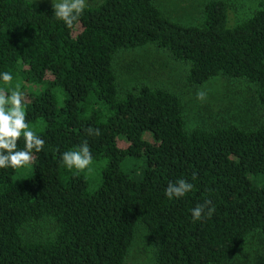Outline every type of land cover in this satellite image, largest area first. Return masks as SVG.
<instances>
[{
	"label": "trees",
	"instance_id": "1",
	"mask_svg": "<svg viewBox=\"0 0 264 264\" xmlns=\"http://www.w3.org/2000/svg\"><path fill=\"white\" fill-rule=\"evenodd\" d=\"M229 11L210 0L201 23L184 25L156 0H101L69 28L52 6L0 0V74L13 76L0 90L27 92L26 121L45 140L20 167L30 168L24 179L0 169V264H125L139 225L155 264H226L250 234L264 242V117L189 128L179 94L146 82L121 91L115 65L121 51L153 46L189 65L191 87L216 77L253 84L264 111V5L233 26ZM85 142L93 159H108L95 191L62 160ZM130 156L145 158L140 173L122 169ZM179 179L193 188L169 199Z\"/></svg>",
	"mask_w": 264,
	"mask_h": 264
},
{
	"label": "rangeland",
	"instance_id": "2",
	"mask_svg": "<svg viewBox=\"0 0 264 264\" xmlns=\"http://www.w3.org/2000/svg\"><path fill=\"white\" fill-rule=\"evenodd\" d=\"M33 1L53 7L52 0ZM99 1L101 0H87V4H96ZM156 1L167 15L175 18L174 20H180L179 22L184 25H195L201 23L204 6L210 0ZM225 1H228L230 5V26L248 19L262 3L264 5V0ZM115 60L121 91H126V87L138 82L169 88L183 98L189 128L197 125L211 126L223 122L253 125L264 117V111L256 98L255 87L246 81L216 77L201 86L191 87L186 82L189 65L174 61L168 52L157 50L153 46L121 51ZM198 91L206 93L205 100L201 101L197 98ZM22 92L27 101L29 99L27 92L25 90ZM120 137V144L126 146L128 140ZM107 161V157L94 158L92 163L82 170L88 178L90 191H95L100 187L102 171ZM144 165V157L130 156L123 162L122 169L138 174ZM30 172V168H20L14 178L22 180ZM50 228L48 226V229ZM29 229L33 232L32 228L29 227ZM263 256L264 242L258 234L253 233L246 238L238 256L226 264H255ZM154 258L155 245L150 240L147 230L139 225L125 264H155Z\"/></svg>",
	"mask_w": 264,
	"mask_h": 264
},
{
	"label": "clouds",
	"instance_id": "3",
	"mask_svg": "<svg viewBox=\"0 0 264 264\" xmlns=\"http://www.w3.org/2000/svg\"><path fill=\"white\" fill-rule=\"evenodd\" d=\"M54 16L63 21L69 28L83 14L87 6V0H52ZM0 79L10 84L13 76L9 72L0 74ZM197 98L201 101L206 99V93L197 92ZM25 95L17 84L15 89L10 92L0 90V169L12 167L20 168L24 165L33 163V149L36 152L43 150L45 140L38 136L26 121L24 108ZM89 135H100L99 128H88ZM23 135L25 147L18 150V141ZM62 160L68 168L83 170L93 161V156L87 142L83 143L78 150L66 151L62 154ZM193 184L184 179H179L175 183H169L165 193L169 199L183 197L191 191ZM211 204L206 200L204 204L197 205L192 209L194 220H200L203 217L205 208ZM214 212V208L208 207L209 216Z\"/></svg>",
	"mask_w": 264,
	"mask_h": 264
}]
</instances>
